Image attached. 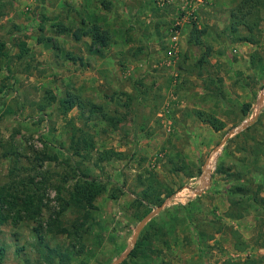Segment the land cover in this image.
I'll return each instance as SVG.
<instances>
[{
  "label": "rangeland",
  "instance_id": "1",
  "mask_svg": "<svg viewBox=\"0 0 264 264\" xmlns=\"http://www.w3.org/2000/svg\"><path fill=\"white\" fill-rule=\"evenodd\" d=\"M240 2L0 0V39L8 52L0 70V187L39 175L44 223L60 211L57 188L66 198L82 177L105 188L84 244L43 225L44 242L67 254L49 264H112L123 256L139 222L157 209L137 203L152 173L174 195L139 234L160 235L121 264H264V101L254 119L264 91V9L256 43L235 42L229 16ZM94 22L109 32L104 50L72 35ZM193 25L202 31L201 45L189 41ZM19 42L28 49L22 58ZM254 53L262 61L252 67ZM67 93L102 107L107 118L89 114L88 106L82 117L78 109L61 115L59 100ZM50 95L57 101L41 111ZM197 112L224 128L215 131ZM109 118L120 122L113 126ZM74 129L94 144L89 159L82 150L80 156L67 151ZM102 151L119 156L99 162ZM45 156L57 160H38ZM76 217L65 212L63 227ZM35 226H2L1 264H48Z\"/></svg>",
  "mask_w": 264,
  "mask_h": 264
},
{
  "label": "trees",
  "instance_id": "2",
  "mask_svg": "<svg viewBox=\"0 0 264 264\" xmlns=\"http://www.w3.org/2000/svg\"><path fill=\"white\" fill-rule=\"evenodd\" d=\"M264 9V0H241V2L230 11V26L228 31L234 37L235 42H249L250 44H255V31L258 29V22L261 19V12ZM258 21V22H257ZM59 26V25H58ZM62 28L59 26V29ZM243 28L249 33L247 35H241L240 29ZM61 32L65 31L64 28L60 29ZM200 34L202 31H198L197 27L193 25L190 31V42L195 45H201ZM74 40L79 41L82 38H88L90 40L92 48H97L98 50H104L109 46V32L103 29L101 25L97 22L92 24H86L80 30L73 32ZM19 55L18 58H22L28 52L27 45L25 42H19L18 44ZM8 57V52L6 49V43L0 39V70L2 69V60ZM254 57V58H253ZM262 57L258 53L252 55L251 66L254 67L258 62H261ZM261 59V60H260ZM264 61V60H263ZM201 62V61H200ZM46 102L41 104L40 109L43 111L47 106L54 104L57 100L54 95L46 97ZM88 106L87 112L89 114H95L100 112L103 118H107L106 114L102 111V107L97 106L93 103H85L77 95H71L69 93L63 99L59 100V107L57 111L61 115L66 116L73 109L80 110L81 117L83 116L85 107ZM247 112V111H246ZM197 117L207 124H209L215 131H220L224 128V123L210 114L205 112H197ZM264 116V113H262ZM109 122L116 125L120 122L119 119H110ZM81 129H74L71 133L72 139L70 142V151L76 156H80V151L86 154L87 157L83 159H89L91 157V152L94 151L95 146L90 143V139L81 132ZM76 133L78 135H76ZM77 136V137H75ZM11 154H14L13 152ZM116 153L113 151H102L99 153L97 160L103 162L105 160H110L114 157ZM117 155V154H116ZM119 156V155H117ZM44 158H50L51 160H57V157H42L38 159L43 161ZM11 174V173H10ZM41 174V173H40ZM43 174V173H42ZM39 175L35 177L28 178V182L15 183L14 181L2 185L0 187V233L2 226L12 223L13 225L21 224L22 222L30 221L34 223L33 235L36 238L37 245L40 247V256L43 262L52 263L53 259L56 257L61 258V263L67 257L66 253H61L60 248H51L47 243L44 242L43 233L44 226L46 224L48 232H59L67 233L69 235L75 236L84 244L86 235L89 234L91 227V211L95 208L94 202L105 190L104 186L101 185L96 180H89L82 177L77 179L71 190L68 191L66 198L60 196V189H58V196L56 200L60 203V211H51L49 218L46 223L40 220L42 214V208L44 205L43 198L44 193L42 192L45 187L44 181H36ZM18 185L22 188L19 189ZM140 199L137 201L139 205L145 201L148 204L154 206H161L165 199L174 195V191L170 189L165 183L159 181L155 174H149L147 179H144L141 184ZM111 198H116L114 193L111 194ZM71 210L77 217L70 224V228L63 227L64 223L62 221V216ZM150 210H147L145 214H148ZM161 232L155 234V236L160 235ZM154 237H150L147 234L138 237L137 243L131 252L130 256H136V254L144 253L147 249V244L153 241ZM3 249L0 248V264L2 261ZM126 264V263H125Z\"/></svg>",
  "mask_w": 264,
  "mask_h": 264
},
{
  "label": "water",
  "instance_id": "3",
  "mask_svg": "<svg viewBox=\"0 0 264 264\" xmlns=\"http://www.w3.org/2000/svg\"><path fill=\"white\" fill-rule=\"evenodd\" d=\"M264 101V91L261 93L260 97H259V107H258V110H257V113L255 114V117L254 119L257 118L258 116V113H259V110H260V106L262 104V102ZM248 127V124L247 123H244L240 126H237L235 127L225 138L224 140L222 141V144L228 139V137H230L231 134L233 133H236V132H239V131H243L245 130L246 128ZM221 144V145H222ZM216 152V150H213L212 154ZM211 157V156H210ZM210 157L206 160L205 164L203 165L202 167V179H201V186L199 187V190L196 192L197 194H200L202 189H203V183H204V179L205 177H207V172H208V169H207V166H208V162H209V159ZM164 206V203L157 207L156 210L152 211L149 215H147L142 221L139 222V224L137 225L136 229H135V232H134V235L132 237V240H131V243H130V246L129 248L127 249V251L124 253L123 256H121L119 259H117L116 261H114L112 264H121L128 256L129 254L131 253L132 249L134 248V246L136 245V242H137V239H138V236L142 230V227L154 216L156 215Z\"/></svg>",
  "mask_w": 264,
  "mask_h": 264
}]
</instances>
